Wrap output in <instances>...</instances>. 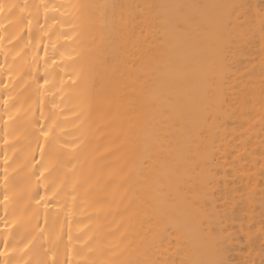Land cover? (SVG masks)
Instances as JSON below:
<instances>
[{"label": "bare ground", "instance_id": "obj_1", "mask_svg": "<svg viewBox=\"0 0 264 264\" xmlns=\"http://www.w3.org/2000/svg\"><path fill=\"white\" fill-rule=\"evenodd\" d=\"M4 2L20 7L0 15V264H261L264 0ZM203 3L247 12L226 87L253 99L247 116L216 130L205 199L227 195L230 215L216 230L232 234L218 248L185 200L200 181L180 166L200 142L196 122L193 134L184 124L203 64L196 24L177 33L175 6Z\"/></svg>", "mask_w": 264, "mask_h": 264}, {"label": "snow or ice", "instance_id": "obj_2", "mask_svg": "<svg viewBox=\"0 0 264 264\" xmlns=\"http://www.w3.org/2000/svg\"><path fill=\"white\" fill-rule=\"evenodd\" d=\"M18 7L20 6L6 4L4 0H0V15L11 17ZM44 7L46 8L47 5H44ZM175 7L178 9L174 23V29L177 33H185L187 32V25L196 24L199 35L197 36V52L194 58L200 60L203 64L201 73L203 87L200 91L197 109L195 114L191 110L185 113L184 124L189 133L193 134L190 124L192 121L196 122L194 135L199 138L200 142L196 144L194 150L192 148L188 149L193 154L185 157V163L180 165L185 168L186 172L196 174V179L200 183H193L187 189L188 195L185 200L192 215L199 221L209 247L218 248L232 235L227 227L221 229L220 233H217L216 230L217 218H219L221 224L229 218L231 201L225 194L223 198H218L220 202H209L205 199L207 192L204 189L212 183L207 177L214 174L212 165L217 162L215 139L219 123L222 118L231 117L237 113L247 116L250 111L249 105L253 104L251 92L245 93L243 99H241L239 96H229L226 87L230 79L229 72L233 57L242 48L246 39V34L242 32V29L244 27L243 17L247 15V12L239 11L243 8L242 5L228 3H203L177 5ZM185 8L194 10L196 14L186 16L184 14ZM261 12L264 13V8L261 9ZM29 23H31L30 20ZM260 30L262 39H264V19L261 21ZM45 83H47V80H45ZM260 96L262 98L260 103L264 106V81H262ZM5 99L7 102V98ZM261 122L264 124V116L261 117ZM41 131L47 138L49 133L43 131V127H41ZM4 142L7 144V139ZM5 164L7 165V161H5ZM7 171L6 166V174ZM40 175H44V169L41 170ZM7 182L8 177L6 175L5 183L7 184ZM166 198L173 199L172 192H169ZM8 199L6 189L4 200L7 201ZM40 199L43 200L44 197L41 196ZM205 225H207L206 228ZM162 226L167 227L166 224ZM5 240L7 241V237H5ZM4 264H9V261L5 260ZM127 264H151V262L129 260ZM181 264H190V262L182 261ZM201 264H226V262L223 260L205 261ZM261 264H264V261Z\"/></svg>", "mask_w": 264, "mask_h": 264}]
</instances>
